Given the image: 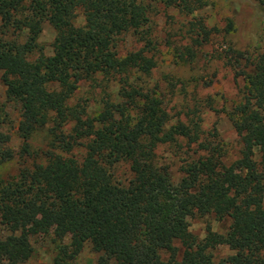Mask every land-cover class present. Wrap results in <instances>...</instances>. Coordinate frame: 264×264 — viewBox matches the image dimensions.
Returning a JSON list of instances; mask_svg holds the SVG:
<instances>
[{
    "label": "trees",
    "instance_id": "trees-1",
    "mask_svg": "<svg viewBox=\"0 0 264 264\" xmlns=\"http://www.w3.org/2000/svg\"><path fill=\"white\" fill-rule=\"evenodd\" d=\"M153 1L0 0L1 81L18 109L21 141L14 150L0 129V164L18 162L16 173L0 178V222L17 231L0 236V264H19L33 251L31 237L49 233L58 242L52 264H72L85 244L97 253L95 264H213L217 243L232 250L221 264H264V49L229 44L218 55L239 81V98L225 113L241 148L226 163L211 138L216 129L202 128L205 108L220 111L212 97L195 93L192 104L170 105L159 82H145L156 65L151 48L118 50L127 33L151 43ZM159 1L184 14L208 3ZM253 1L264 8V0ZM44 19L55 32L50 54L39 41ZM197 29L192 45L220 32ZM232 29L228 20L223 36ZM194 55L186 47L178 59ZM87 81L103 94L77 96ZM185 82L211 85L202 76H171L167 84ZM37 132L45 133L44 148L32 147ZM161 145L185 146L176 179L158 157ZM122 163L125 178L117 176ZM195 214L230 224L198 239L188 222Z\"/></svg>",
    "mask_w": 264,
    "mask_h": 264
},
{
    "label": "rangeland",
    "instance_id": "rangeland-1",
    "mask_svg": "<svg viewBox=\"0 0 264 264\" xmlns=\"http://www.w3.org/2000/svg\"><path fill=\"white\" fill-rule=\"evenodd\" d=\"M208 3L191 14H184L176 8L168 7L163 2L156 0L151 3L152 10L149 16L151 43L140 40L138 35L127 33L118 39V50L121 54L136 50L142 47L151 48L148 55L153 54L156 65L151 71L150 77H145L149 86L159 82L165 89L166 98L170 99L169 104H179L183 100L185 104H192L193 96L201 99L210 95L218 112L204 109L202 113V128L205 131H214L218 135L211 137L224 151L223 160L230 163L239 156L241 144L226 111L230 109L233 102L239 98V81L234 79V73L226 64L224 58H218L219 53L223 54L229 44L251 53H257L264 49V8L260 7L253 0H207ZM233 25L232 31L224 35L227 21ZM81 11H78L75 23H82ZM197 26L207 28H218L220 32L212 33L211 39L201 45H192L193 38L198 32ZM55 32L46 19L42 23V32L39 41L44 44L45 53L50 54ZM191 47L195 58L189 62H182L178 54ZM185 63V64H184ZM179 77L180 80H188L191 76H202L204 80L211 82L210 86H197L193 89L191 82H185L170 87L169 78ZM89 81L84 82L78 90L77 96H91L95 90V96L103 94V89L93 86ZM113 88V86H111ZM108 90V88H107ZM185 97V99L183 98ZM90 111L95 112V105L91 103ZM174 114L175 110L171 111ZM18 109L7 102L5 87L1 81L0 73V129L7 134L8 145L18 151L21 141L17 134ZM44 132H37L31 139L33 148H44L46 143ZM182 148L169 145H161L157 148V154L161 162L169 164L174 179L179 176V165L185 156ZM81 154V149H75ZM260 152L256 153V158ZM18 168L17 160L7 161L0 164V178H5L16 173ZM129 175L126 163H122L117 170V176L125 178ZM189 230L203 239L207 229L217 233H225L230 220L225 218L218 220L214 215L199 216L197 214L188 218ZM17 231L11 225H4L0 222V236L14 235ZM52 233L34 235L31 237L33 251L31 255L24 256L19 264H52L56 254V244ZM66 241V239H65ZM209 252L212 255L213 264H221L225 257L232 253L228 245L217 243ZM97 253L89 244H85L81 252L74 259L72 264H95Z\"/></svg>",
    "mask_w": 264,
    "mask_h": 264
}]
</instances>
